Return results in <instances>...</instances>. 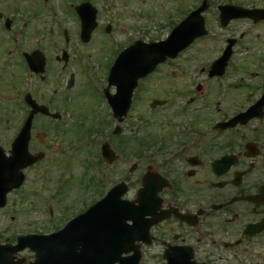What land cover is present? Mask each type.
I'll list each match as a JSON object with an SVG mask.
<instances>
[{
    "label": "flooded vegetation",
    "instance_id": "flooded-vegetation-1",
    "mask_svg": "<svg viewBox=\"0 0 264 264\" xmlns=\"http://www.w3.org/2000/svg\"><path fill=\"white\" fill-rule=\"evenodd\" d=\"M36 1L47 6L37 11L32 6H20L16 0L11 1L12 3L0 0V59L4 56L13 58L10 60L3 58V62H0V156L2 154L11 156L13 150L16 152L21 150L23 153L21 158L28 154L43 156L36 163L21 170L25 176L24 182L12 193H18L29 186L31 172L35 171L36 167H43L47 176L52 166L57 165V170L61 167L64 178L54 179L56 190L53 193L49 192L43 199V202L51 201L50 217L55 216V208H58L59 214L55 220L60 223L55 221L53 225L59 228L67 217L80 211V209L72 211L71 205H68L70 194L67 192L73 185L70 176L76 164L75 152L84 149L80 163L83 165L84 176L90 188L84 184L85 187L82 189H90L93 195L87 201L91 200L93 203L100 200L105 191L114 186L113 174L108 169L115 163L111 158H105L101 154L103 144L109 143L117 152L118 158H120L118 150L123 152V156L129 154V141L119 140L122 147L117 143L115 145L110 138L114 139L116 123L113 94H110L115 91V87L110 86L107 80L112 64L105 65L106 80L102 86L109 92L107 94L110 96V102L107 98H102L98 90H92L90 87L93 85L90 76L93 74L95 79L97 78L95 68L98 67V63L93 59L92 49L97 48V57L104 50L117 55L129 43H119L116 34L118 27L114 26L117 18L115 11L108 9L110 16L101 21L95 0H76L74 9L70 10L65 3L67 0H64L59 8L51 4L53 0ZM85 1H89L97 9L98 24L89 35L82 33L81 19L75 10V6ZM207 2V10L213 6L216 10L212 18H209L214 22L216 29L213 31L212 24L208 25L205 10L203 16L208 34L197 38L185 52L200 40L208 38L214 43L212 46L216 53L214 51L215 55L206 62L201 61L198 68L197 65L192 66L195 71L189 79L194 77L197 81H189L191 85L189 88L183 85L181 90L176 80L168 83L165 80L159 81L163 84L161 87L164 89L161 92H164L165 97L154 99L164 101L160 108L167 118L161 122L166 128H170L168 121L171 119L175 123V128L169 132L164 129L162 136L164 139L156 142L154 150L149 148V154L147 148L144 150L138 148L140 153L137 157L140 162L156 151L160 157L155 166L151 164L146 167L140 177L139 188L143 186L147 174H158L151 179L154 185L161 178L168 180L166 182L163 179L165 185L159 192L162 205L158 210V213L168 219L152 227V242L150 246L143 245L142 259L147 253L146 250L155 249L154 259L166 263L163 258L165 250L181 248L191 253V261L198 264H226L232 261L243 264L248 258L251 260L258 258L257 260L264 264V18L239 17L223 27L220 24L218 10L219 6L227 4L250 9L264 6L242 5L230 0ZM167 4L169 9L165 13L164 24L169 29L176 27L180 20L201 6L202 2L168 0ZM58 10L60 12L64 10L62 16H56ZM66 12L69 13V18H65ZM50 14L56 17L52 18ZM38 19L39 27L35 26ZM51 20L55 27L51 26ZM71 21L74 23L73 27L67 24ZM161 22L157 26L162 33L154 40H161L166 36L167 32L163 34L164 27ZM44 23L50 25L48 31L43 28ZM30 24L34 26L31 32L33 36L44 38L35 46L30 44L31 39L29 41L24 35V29ZM256 30L260 31L254 33ZM42 32H45L44 37ZM55 34H58V39H51ZM28 36L30 37V33ZM230 42L232 49L225 72L222 76L211 77L209 73L212 61L224 53ZM46 47L49 49L52 47V56ZM235 55L240 59L239 64L233 66ZM28 56L31 66L28 63ZM181 57L182 53L169 61L172 63ZM4 67L13 70L6 73L8 70L6 68L2 72ZM231 72L236 76L235 81L227 83L225 80L232 77ZM183 73L178 66L172 69L175 79ZM205 73L208 81L204 87L202 80L198 79ZM210 80L214 82L208 85ZM49 82L52 86L51 94L41 89L43 83ZM74 90L77 92L70 94ZM181 93L185 97H182ZM174 95L178 100L177 105L172 107L171 96ZM31 101L59 113L60 118L35 113L30 133L19 137L33 110ZM195 101H198L197 109H193ZM149 105V114L152 111L156 113L161 111L158 106L152 107L151 102ZM129 112L130 108L123 121ZM245 112L249 113L239 118L234 127L220 126ZM81 118L85 120V126L88 128L89 122L93 125L87 129L92 130V133L76 135L65 129L68 120ZM55 120L63 121L62 124H58L60 129L58 133L51 134L50 127L52 123H56ZM141 127L147 128L145 123H142ZM178 128L182 130L177 132ZM59 137L67 144L63 146V151L58 144ZM126 146L129 149L124 153ZM51 148L60 150V155L52 157ZM129 160L126 158L123 162L128 161L129 164ZM140 162L136 164L137 167ZM162 167H165V170ZM130 176L128 169V173L123 174L121 180H127L131 189ZM47 181L43 178V182ZM35 195L41 197L31 188L24 191L21 196L23 199H29ZM82 204L81 201L78 206L81 207ZM65 213L70 215L65 216ZM254 249L256 251L252 252Z\"/></svg>",
    "mask_w": 264,
    "mask_h": 264
},
{
    "label": "rangeland",
    "instance_id": "rangeland-1",
    "mask_svg": "<svg viewBox=\"0 0 264 264\" xmlns=\"http://www.w3.org/2000/svg\"><path fill=\"white\" fill-rule=\"evenodd\" d=\"M11 1L14 2L15 0H8V2H11ZM167 1L168 0H113L112 2H109L108 0H104V1L95 0L94 2L96 3L95 4L96 7L99 9V16H100L101 21L103 19L106 20L108 18L107 17L108 9L111 8L112 12L115 11L117 18H118V19L116 18V22L114 24L115 27L116 26L118 27L116 28V34L118 35L119 43L124 44L128 40L131 34L133 35L138 34V32L134 29V26H133V24L135 23L141 24V26H148V30H146L148 32H145L144 34H146V36L152 37V36H157L158 34L161 33V32H158L159 28H157V25L158 23H160V21H162L161 22L162 27H164L163 34H165L167 32L168 27H166L163 22L166 16L165 13L169 9L167 8L168 7ZM190 1H193V0H190ZM230 1H233L235 3H240L242 5L259 6V7L264 6V0H230ZM16 2L22 7H25V5L35 7L33 9L37 11H40L42 8H45V6H47L45 4L44 5L41 4L39 1H36V0H16ZM63 3H64V0L51 1V4L56 6L57 8L61 7ZM213 8H209L207 12L205 13V15L208 19V25H210L211 23L213 26L212 27L210 25L211 29L215 31L216 29L215 24L209 19L213 15V12L216 11ZM63 12L64 10L62 12L58 10L57 12L58 15L56 16H62ZM56 16L52 17V15L50 14V17L52 18H55ZM65 18H69L68 12H66ZM160 18H162V20H160ZM67 24L70 27L74 26L73 21ZM39 25H40V20L38 19L37 22L35 23V26L39 27ZM51 26L55 27V24L53 23L52 20H51ZM240 26L241 24L239 25V27ZM20 27H22V21H20ZM49 27L50 25L46 23L43 28L48 31L50 29ZM145 28L147 27H144L143 29ZM33 30H34V26L30 24V26H27L24 29V32H25L24 35L27 36L29 41L31 39L30 44L35 46L36 43L40 42L44 38H42V36L39 37L37 35L33 36V34L31 33ZM52 31L53 33H56V31L54 30ZM259 31L260 30H256L254 31V33H257ZM29 33H30V37L28 36ZM41 34L43 35V37L45 36V32H42ZM57 35L58 34H55V36L51 37V39H58ZM144 38L147 39L145 36ZM123 40L124 42L122 43ZM60 41L61 39L59 40V42ZM213 44L214 43L211 40H208V38L202 39L199 41V43L193 45L190 48V50H187L186 52L185 51L182 52L183 57L177 59L176 61L172 63H171L172 61L171 60L168 63L161 65L159 68H157V70L154 73H151L152 75H149L146 78L140 80L138 87L135 89L134 98H133L132 106L130 108L129 115L128 117H126V119H124L123 122L119 123V126L122 129V132L117 135H113L114 139L110 137L111 140H113V142L115 143V145L117 143L122 147L123 145L121 142H119V140L121 141L122 139H125L127 140V142L129 141L128 145L130 148L129 149L126 146L124 153H126L127 150L129 149V154L125 156H123L124 154L122 151L120 152L118 150V154L120 155V158L115 159L114 161L115 164H113L114 166L110 167L111 169H108L109 171L112 172L113 174L112 178L115 181H118V175L121 173L122 169L125 166H128L126 165L128 161L124 163L123 160L128 158L130 159L129 161H132L135 156L139 155L140 150L138 149V145L141 142L148 143L153 140H155L156 142L161 139L163 140L164 138H162V136H163L164 129H167L169 132L171 131L172 128H175L174 126L175 123L174 121H171V119H169L168 121L169 122L168 125L170 128L168 127L166 128L164 124H162L161 122L162 119L163 121H166L165 120L166 116L163 114L162 108H160L162 105H158L159 110L161 111H159L158 113L152 111L151 114H149L150 113L149 103L152 101V99L165 97L164 92H161L164 89V88L162 89L161 87L163 84L162 82H159V81L165 80V82L168 83L169 81L176 80L179 83V87L181 88V90H182L183 85L189 88V86H191L189 84V81H192V78L194 79V82L197 81L196 78L194 77L189 79L190 75L195 71V68L193 69V67L197 65L196 66L197 68L200 65L201 61L206 62L209 58L215 55L216 51L212 46ZM46 49L52 56L53 55L52 47L50 49L46 47ZM92 53H93L94 61L98 63V67L95 68V72L97 73L96 75L97 78L95 79V83L93 85H90L91 89L95 90L105 85V80H106L105 79V76H106L105 65L112 64L116 56L115 54H112L109 51L104 50L102 54L99 53V56L97 57V48L92 49ZM1 58L2 59H0V62H3V58L7 60L13 59L12 57H5V56ZM239 59L240 58L237 55L234 56L233 66H236V64L237 65L239 64ZM175 66H178L180 68V71L181 70L184 71L183 75L178 76L177 79H175V77H173L172 75V69ZM6 68L7 67H4V69L1 71L4 72ZM7 69L8 70H6V73L7 72L9 73L13 70V68L12 69L7 68ZM56 69L58 68L56 67ZM230 75H232V77L225 80L227 83H233L235 81V77H236L234 76L235 74L231 72ZM162 77H164V79H160ZM198 80H202V82L204 83V87H205L208 81L207 74L205 73V75H200V79ZM213 82L214 80H210L208 85H210ZM38 85L40 86V82L38 83ZM165 87L167 86L165 85ZM41 89L43 92L45 91V93L51 94L52 86L50 82L46 84L43 83ZM76 92L77 90H74L70 94H75ZM181 96L185 97L183 93H181ZM171 98H172V104H173L172 107L176 106L177 105L176 100H178V98L175 95L171 96ZM196 104H198V101H195V105L193 109L195 108L197 109ZM142 114H145V116L146 115L147 116L146 117L142 116ZM55 121L56 123H52V126L50 127L51 134L58 133L57 132L59 129L58 124L59 123L62 124L63 120H61V122L57 120ZM89 123H88V126L90 127L88 128L87 126H85V120L83 118L77 119V120L76 119L68 120L65 125V129L76 135H83L84 133H90V132L92 133L93 132L92 130L90 131L87 130V129L92 128L93 126L92 124H89ZM142 123H145L147 128L143 129V127H141ZM177 124L179 123H176V125ZM130 127H137L139 129V133H137L135 130L133 131L135 134L132 135L131 133L132 130L129 129ZM180 130H182V128H178L177 132ZM55 134L53 135V137H55ZM56 139L58 141V138ZM58 144H59L61 151L64 150L63 146H67V144L64 143L60 137H59ZM83 150L84 149H81V150L76 151L77 153L75 152L74 161L76 164L75 166H73L74 170L70 176V180H72L73 185L67 192L68 194H70L68 205H71L72 211L80 209L78 205L81 203V201L85 202L87 201V199H89L93 195L90 189L89 190L82 189L85 187L84 184H86V187L90 188L88 185V180L84 176L83 165L80 163V158L84 155V152H82ZM50 151H51L52 157H55L57 154L60 155V150L58 151L56 149L51 148ZM157 152L158 151L147 156V158L143 162H140L139 167H137L136 170L133 173H131V176H130L131 189L129 188V192L125 195V197L134 198L136 196V190L140 186V177L145 172L146 167L151 164L155 166L156 165L155 162L160 160L159 153ZM36 168L38 172L36 170H35L36 172L35 171L31 172V176H30L31 180H30L29 186L27 185L28 187L24 188L18 193L11 192L10 194H8L7 205L4 208H0V243H6V242L15 243L16 235H18L21 232H24V233L36 232V231L47 232L49 230H52V227H54L53 222L55 223L56 221L55 219L59 214L58 208L57 207L55 208V216L50 217L49 210L44 207V202L42 205V201L44 197L48 195L49 192L53 193L56 190L54 181L64 178V176L62 175L63 170L61 169V167H59L60 169L57 170L58 166L54 165L50 168V173L48 172L49 175L47 176V172L43 169V167H40V168L36 167ZM164 168L165 167H162L163 170H165ZM43 178H46L48 181L43 182ZM31 188L34 189L35 194L39 193L41 197H37L35 195L34 197H30L29 199H23L21 196L22 193ZM41 188H43L41 190L42 193H40ZM74 201H75V205H74ZM89 202L90 201H88L87 203ZM64 215L68 216V213H65ZM57 223H60V222L58 221ZM251 251L255 252L256 250L254 249ZM146 252L147 253L144 254V259L142 261L143 264H163L161 263V261L154 259V255L156 254L155 249L151 251L146 250ZM16 255H18L19 257H24L26 261H30L33 256V254L28 250L23 251ZM257 259L258 258L256 259L253 258L251 260L250 258H248L247 261L243 262V264H261V262ZM226 264H238V263L235 261H232Z\"/></svg>",
    "mask_w": 264,
    "mask_h": 264
},
{
    "label": "water",
    "instance_id": "water-1",
    "mask_svg": "<svg viewBox=\"0 0 264 264\" xmlns=\"http://www.w3.org/2000/svg\"><path fill=\"white\" fill-rule=\"evenodd\" d=\"M79 9L83 27L90 32L95 25V10L92 11L87 3ZM201 10L203 8L194 15L199 14ZM252 12L259 11L253 10ZM194 15L184 25L190 23ZM201 25H203V20ZM203 32L205 31L198 34H203ZM192 40L193 35L189 37L184 33L178 34L176 30L169 39L162 42L149 44L137 42L131 46L130 52L126 51L127 55L124 53L118 59L111 76L113 80L119 82L120 86V94L114 97L113 102L115 114L120 120L131 103L132 93L138 84V79L153 71L168 57H175ZM110 82H112L111 79ZM46 109L40 106L36 111H46ZM28 125L30 128V121ZM108 149L106 155L112 154V151ZM149 177L147 176L144 187L138 191V196L134 201L122 199L127 191V187L122 184L57 233L21 236L16 246L0 245V264H22L23 259L15 260V254L26 247L36 252V259L30 264H79L81 261L78 263V254L82 252V264H115L117 261H120L119 264H139L141 254L137 251L135 242L137 240L147 241L150 227L164 218L157 215L155 211L161 203L157 197V192L161 187L151 185ZM15 182L11 178L8 182L3 181V176L0 175L1 207L6 204L7 192L18 185ZM136 202H139V205H136ZM146 215L154 218L147 219ZM129 220L133 223L128 224ZM130 251L137 252V254L129 259L122 258L123 253ZM91 252H93V259L90 256Z\"/></svg>",
    "mask_w": 264,
    "mask_h": 264
}]
</instances>
